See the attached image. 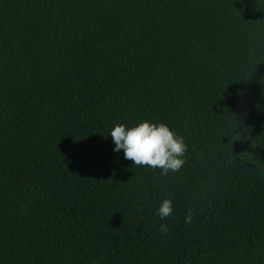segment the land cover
I'll use <instances>...</instances> for the list:
<instances>
[{"label": "trees", "instance_id": "obj_1", "mask_svg": "<svg viewBox=\"0 0 264 264\" xmlns=\"http://www.w3.org/2000/svg\"><path fill=\"white\" fill-rule=\"evenodd\" d=\"M0 264H264V0H0Z\"/></svg>", "mask_w": 264, "mask_h": 264}, {"label": "clouds", "instance_id": "obj_2", "mask_svg": "<svg viewBox=\"0 0 264 264\" xmlns=\"http://www.w3.org/2000/svg\"><path fill=\"white\" fill-rule=\"evenodd\" d=\"M108 136L114 145L113 152L122 151L123 158L130 160L132 164L159 168L162 175L178 171L185 163L187 146L184 139L165 123L141 120L131 127L117 124L110 129ZM172 211V201L164 198L155 214L164 219L171 216ZM191 218V214H188L185 222H189ZM159 231L166 233L167 225L161 224Z\"/></svg>", "mask_w": 264, "mask_h": 264}]
</instances>
